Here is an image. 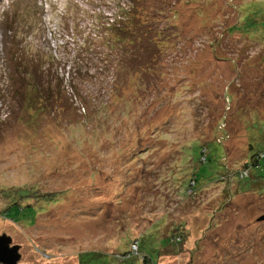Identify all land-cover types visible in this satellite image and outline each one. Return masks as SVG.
I'll list each match as a JSON object with an SVG mask.
<instances>
[{
	"label": "rangeland",
	"instance_id": "374dc122",
	"mask_svg": "<svg viewBox=\"0 0 264 264\" xmlns=\"http://www.w3.org/2000/svg\"><path fill=\"white\" fill-rule=\"evenodd\" d=\"M256 1L0 0V235L19 264H108L155 222L158 238L187 232L156 264H264V173L240 184L247 134L222 109L238 81L264 118V31L225 30ZM121 21L137 38L112 32ZM195 139L211 143L192 168ZM12 200L35 217L3 213Z\"/></svg>",
	"mask_w": 264,
	"mask_h": 264
},
{
	"label": "trees",
	"instance_id": "16d2710c",
	"mask_svg": "<svg viewBox=\"0 0 264 264\" xmlns=\"http://www.w3.org/2000/svg\"><path fill=\"white\" fill-rule=\"evenodd\" d=\"M246 8H247V13L242 15L238 19L237 23L230 26V28L225 29L228 33L229 31H239L240 29L251 31V30L257 29L258 27H261V30L264 31V0L252 2ZM121 23L122 24L115 23V26H113L114 30H112V32L114 31V34L118 36H123L128 33L130 37H132L135 34L134 37L137 38L138 31L136 32L129 31V28H128L129 25L127 26L128 22L123 24V22L121 21ZM113 24L114 22L111 23L110 25H113ZM148 37H149L148 41H146L144 44L137 46V50L143 51L144 55L134 56V59L138 58L137 62L142 66V69L144 70L151 69L153 67L154 65L153 61L155 59L154 54H156V51L152 46L151 37L150 36ZM131 41L134 42V38ZM140 42L142 43V41ZM155 46L159 47L157 43ZM215 47L216 46H214L213 48L215 49ZM145 48H147V51L142 50ZM237 87H240V88H237ZM242 88L243 87L238 84V81L229 82L228 86L225 89V94L223 97L225 104L223 105L222 109L224 110V116L225 114L230 115L229 122L232 121V119L234 118L235 127H238L239 129H242V130L244 129V132L247 134L246 136L247 159H245V161L241 165V173H236V175L237 176L238 174L240 175V178H238L239 180L241 181L244 180L242 183H240L242 187L245 189H248L247 185L250 184L251 186V183L255 182V179H253V177L258 176L259 181L262 182L261 174L264 173V129H262V123H264V118L260 117L259 114L258 115L252 114V113L258 112L257 111L259 108L258 106L257 108L256 106H252L250 108L249 102L245 106L241 104L243 103V101L241 100L239 101V99L237 98L238 96H236V92H238L239 95L243 96L244 95L243 90H240ZM246 93H252V91L247 90ZM48 94L50 95L51 93L48 92ZM41 97H42V94L38 93L36 96L29 99V103H33V105H35L37 101L41 99ZM47 97L51 99L50 96H47ZM247 100H250V98L248 97ZM228 109L230 111L227 112ZM36 115L37 114L35 113V116ZM224 116L223 118H221V124L223 125L222 126H220L221 124L219 125V127L217 128V134H216L218 137L221 135L219 137L220 142L219 141H218L219 143L214 142V141L212 142L222 147H223L222 143L226 139L230 138V134L226 130L227 120L226 118H224ZM257 121L260 123H258ZM209 129L212 132H215L216 126L212 128L211 123H209ZM220 132L221 134L218 135ZM209 143L211 142L203 143L202 141L195 139L193 140V142L191 143L187 142L185 144V148L183 149V153H184L183 157L192 159V164H193L192 168H195L196 164L199 165V163H205L208 160V144ZM223 151L224 152H223L222 159L226 156L225 155L226 151L224 147H223ZM219 165L221 168L220 169L221 173L222 171H227L226 166L222 164L221 161ZM218 172H216V174ZM194 173L195 174H193L192 177L189 176L186 179V185H187L186 189L187 190L192 189L193 186L197 185L198 179L196 176V170L194 171ZM247 179H250V180H247ZM183 183L185 182H182V184ZM29 191L30 190H24V192L19 193V196L23 197L24 195L28 194ZM32 191L34 192V189H32ZM48 200H50V198H48ZM9 204L10 205L6 207V210L3 213L8 214L9 212H11L12 214H14V217L16 218H20V216L22 215H24L25 218H28L29 217L28 214H30L31 219H33L36 215L35 208L31 204H28V205H26L27 203L21 204V203H18L16 200H12ZM159 226H160L159 222H155L149 228L148 227L145 228V232L142 235H140L139 240L130 239L129 242L127 241L125 244H128V246H125L126 247L125 250L123 251L118 250V251L113 252L112 255L110 254L111 256H113V259L108 264H156V260L160 256V250H161L160 247L161 246L165 247L168 245H172L173 254L175 255L179 254L182 250L183 244L187 236V232H185L183 224H180V225L175 224L170 229V232L166 236L161 237V238L157 237ZM147 239L150 240V242ZM141 240L145 241L144 242L146 244L145 248L149 247L151 249L152 254L149 253L146 249L141 250V247H140ZM132 245L136 248L132 249L131 248ZM98 252H102V251H98ZM91 253H94V252H91ZM81 254L82 253H80L79 255ZM91 257H87V258H91ZM82 263L83 262L79 260L78 264H82Z\"/></svg>",
	"mask_w": 264,
	"mask_h": 264
},
{
	"label": "water",
	"instance_id": "95a60500",
	"mask_svg": "<svg viewBox=\"0 0 264 264\" xmlns=\"http://www.w3.org/2000/svg\"><path fill=\"white\" fill-rule=\"evenodd\" d=\"M264 219V215L259 220ZM11 237L6 234L0 235V264H19V245H11Z\"/></svg>",
	"mask_w": 264,
	"mask_h": 264
}]
</instances>
